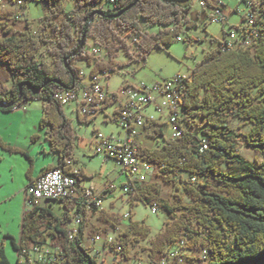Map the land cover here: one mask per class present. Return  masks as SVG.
<instances>
[{
    "label": "trees",
    "instance_id": "16d2710c",
    "mask_svg": "<svg viewBox=\"0 0 264 264\" xmlns=\"http://www.w3.org/2000/svg\"><path fill=\"white\" fill-rule=\"evenodd\" d=\"M7 1L13 4L16 0ZM34 1L45 7L39 31L29 21L16 29L13 13H0V111H11L24 101L41 100L39 128L58 154L57 165H47L42 172L56 166L68 172L65 165L72 157L74 133L64 105L54 96L60 90L84 85L76 61L85 59L91 66L89 75H93L114 70L113 57L119 50L132 60H145L153 48H164L177 39L183 26H196L201 12L195 18L187 15L196 0H74V9L68 12L64 0ZM260 1L257 24L264 17V0ZM202 9L209 17L206 8ZM141 21L161 28L149 33ZM82 37L79 52L72 55ZM88 38L106 51L107 60L85 51ZM131 40L138 49L137 57L131 51ZM189 76L180 103L186 114L182 135L166 140L161 147L138 144L140 153L157 166L156 174L172 183L175 192L163 197L156 183L147 182L128 197L131 204L136 200L156 203L169 220L148 238L150 228L144 223L130 221L121 226L119 213L101 210L103 226L93 225L90 232L121 226L118 241L124 257L129 243L148 238L143 248L152 261L183 241L180 264H264V162L257 157L251 161L240 153L246 146L264 155V36L250 48L221 52L217 46ZM77 116L80 122L92 120ZM234 120L236 128L231 124ZM150 127H144L147 136L163 135L158 124ZM0 147L14 150L1 140ZM221 164L239 170L221 171ZM30 172L31 167L27 177ZM75 175L78 181L84 177L81 171ZM27 200L30 209L22 219L23 240L60 245L63 254L59 264H98L91 248L83 245L82 235L68 238L64 222L70 217V206L66 205L60 217L54 214L51 203L39 205L31 197ZM11 240L18 255L27 249L23 240ZM0 264H12L2 247ZM14 264H21L19 256Z\"/></svg>",
    "mask_w": 264,
    "mask_h": 264
},
{
    "label": "rangeland",
    "instance_id": "374dc122",
    "mask_svg": "<svg viewBox=\"0 0 264 264\" xmlns=\"http://www.w3.org/2000/svg\"><path fill=\"white\" fill-rule=\"evenodd\" d=\"M4 6L0 9H7L9 6L11 13L16 10V7L9 3L7 0H2ZM228 10V22L223 27L222 24L214 23L209 17L202 13V7L196 0L191 8H189L187 15L195 18L196 13L201 12L194 27L188 28L183 26L179 34L180 39L173 40L164 48H153L146 56V59L132 60L122 50L116 52L113 57L115 62V69L112 71L98 72L101 78V83L105 89L110 93H119L125 83L136 84L144 81L151 83L154 81L164 80L173 77L176 74L189 73L199 63L208 51L214 50L219 40L223 38V32L226 31L230 25H236L240 21V14L232 10L238 6L242 13L246 11L244 4L236 5L235 0H224ZM65 11L74 9V0H64ZM9 9V8H8ZM207 10V9H206ZM1 11V10H0ZM7 11V10H2ZM1 11V12H2ZM208 11V10H207ZM231 11V12H230ZM45 14V7L41 2L34 0L24 1L23 19L14 21L12 24L16 29H22L25 23L29 21L36 31L40 30L39 24ZM12 17V14H11ZM61 17H58V19ZM145 30L149 33H156L161 26L146 24L141 21ZM132 42V40H131ZM131 51L135 57L138 56V49L134 42L131 43ZM85 51L94 53L99 59L107 60L108 56L106 51L95 45L91 38H88L85 45ZM76 65L80 68L83 75V81H88L91 66L87 64L85 59L76 61ZM9 86L11 81L6 82ZM32 105L40 102L41 100H29ZM73 104L64 105V112L66 117L70 120L74 133V151L78 157V162L82 164L84 172L87 174L88 179H83L85 183L92 181L95 186H100L108 181H114L116 187L110 191L111 195L104 197L102 206L107 210H112L114 214L119 213L122 216L125 212L130 213V217L123 219L121 226H125L130 221H138L144 223L150 228L148 238L154 237L165 226L166 221L169 220L168 215L158 209L156 213H151L150 204H146L140 200L134 201L133 204L127 201L128 195L124 194L121 187V182L126 179H116L117 171L115 163L111 160H103L102 157L94 153V144L92 143L94 133L100 131L104 134H118L121 131L118 123L112 119L115 115L116 104L107 105L100 114L94 119L85 123L79 122L76 113L72 108ZM16 114L7 112H0V125L5 124L9 120L14 121V126L6 131L3 135L12 138L17 137L18 142L23 146L32 145L30 127L27 124L19 126L17 122L21 121L22 111L20 108ZM147 112H152L158 118L156 124L162 129L163 135L157 137H149L146 135L145 128H137L139 139L142 144L149 147H161L171 135V128L167 123L166 110L160 118V113L154 106H147ZM36 112V116L38 117ZM35 116L32 112L30 115ZM111 119H110V118ZM28 119L30 120L29 116ZM33 120V119H32ZM201 122L200 118L196 119ZM232 126L236 128L238 122L232 121ZM152 128V126L150 127ZM244 127L243 130H246ZM43 133V132H42ZM240 153L247 159L254 161V157L264 162V155L253 151L251 148L242 146ZM41 158H37L36 169L38 170L46 161L43 160L42 153L39 154ZM29 166L28 159L21 154H0V247L4 249L7 259L12 263H16L18 259V251L12 245V238L17 243L23 239L21 237V224L24 214L30 209V203L27 200L24 189L26 188L27 178L26 170ZM221 171L232 172L237 171L239 168L233 166L229 168L227 164L219 166ZM178 179V178H177ZM176 182L180 185V182ZM140 184L143 185L147 182H154L161 196L171 197L175 192V186L170 182H164L156 172L150 176L145 172L139 174ZM48 201H41L39 204L44 205ZM110 202L114 203V207L110 206ZM52 209L58 211V202L51 201ZM148 238L129 243L127 245V257L123 254L117 253V260L120 264H157L158 257L153 261L150 259L147 250L144 246L148 245ZM24 243L27 241L23 240ZM28 244V243H27ZM31 248V244L27 249ZM30 256V253L28 254ZM113 253L110 252L109 256ZM37 255L31 253V258L35 260Z\"/></svg>",
    "mask_w": 264,
    "mask_h": 264
},
{
    "label": "built area",
    "instance_id": "2783aa9c",
    "mask_svg": "<svg viewBox=\"0 0 264 264\" xmlns=\"http://www.w3.org/2000/svg\"><path fill=\"white\" fill-rule=\"evenodd\" d=\"M197 1L201 7L208 10L212 22L222 24L223 27L227 24L228 10L224 0H209L208 3L205 0ZM235 1L236 5L244 4L246 11L242 13L238 6L232 10L240 14L241 18L238 24L230 25L223 32V38L218 44L221 52L253 47L256 41L264 36V17L262 23H256L257 9L261 1ZM13 5L16 10L13 11L12 18L22 20L24 1L16 0ZM178 39H180L179 36ZM81 74L84 75L82 72ZM189 79V73H183L151 83L141 81L132 84L128 82L122 86L119 93H110L101 83L100 76L93 74L89 75L84 85L60 90L54 97L62 105L74 104L77 115L87 119H94L104 111L107 105L116 104L115 115L112 119L118 123L121 131L118 134H104L96 131L93 138L94 150L95 153L116 161L120 173L126 176V180L121 183L122 191L130 196L135 193L137 185L140 184V172H145L150 176L157 171V166L147 160L138 148L141 142L137 128H144L146 125L153 126L158 119L154 113L147 112L146 107L154 106L160 113V118L166 110L167 123L171 128L169 139L180 137L186 115L180 103ZM70 164L71 161L67 160L65 167L68 172L58 166L41 172L26 186V197H31L37 204L41 201H58L65 206L64 211H66V205L70 206V217L64 222L68 238L74 239L82 235L83 245L91 248L90 254L95 256L98 264H113L117 261V253L122 251V246L118 241L122 227H110L93 233L86 232L84 218L88 212H98L103 209V198L116 185L111 182L99 193L82 188L75 175L79 170L71 169ZM158 209L156 203L150 204L151 213H156ZM128 217L130 213L125 212L121 216V221ZM182 245L183 241H180L170 246L166 254L159 258L157 264H180L183 260L182 253H184ZM110 252L113 253L112 256H109ZM31 253L37 255L35 260L31 258ZM62 254L60 245H53L46 241L41 244H31V248L23 250L19 258L21 264H59Z\"/></svg>",
    "mask_w": 264,
    "mask_h": 264
},
{
    "label": "crops",
    "instance_id": "0c3cea01",
    "mask_svg": "<svg viewBox=\"0 0 264 264\" xmlns=\"http://www.w3.org/2000/svg\"><path fill=\"white\" fill-rule=\"evenodd\" d=\"M4 4L5 3L1 2L0 3V8H2L4 6ZM1 5H2V7H1ZM0 10L2 11V10H11V9L8 6L7 9H5V7H4L3 9H0ZM1 11H0V13L3 12V11L2 12ZM42 106H43V102L42 101H41V103L40 102L35 103V105H32L29 101H26V102H22L17 108L12 109L11 111H7V113L16 114V113L19 112V111H17L18 109H20V108L23 109L22 116H21V121H19L17 123L19 124V126H24L25 124L28 123V125L30 127V133H31V137L30 138H31L32 143H33L32 145L23 146L22 144H20L18 142V138L17 137L13 140L12 138H8V136H4L3 135L6 131H8L10 128H12V126H14V121L9 120L5 124H1L0 125V140L5 145H7V146H9V147L14 149L13 151H10V150H7L5 148L0 147V154H2V155L5 154V153L21 154V155L25 156L28 159V161H29L28 168L31 167V172H30V175H29L30 177H27V174H26V178H27L26 186L30 182H32L34 179H36L39 176V174L42 172V170L47 165L55 166L58 163V154H57V152L51 150L50 142H49V140L47 138V134L45 133V131L43 129L39 128V121H40L41 116H42ZM72 108L74 109V111L76 113V116H77L75 105ZM0 112H3V111H0ZM32 112L35 113V116L31 117L30 115L32 114ZM36 112L39 113L38 117L36 116ZM28 116H29L30 120L28 119ZM33 135H35L34 138H33ZM140 142H141V144L143 143L142 140H140ZM92 143H93V140H92ZM74 145H75V143H74ZM40 153L43 154V156H44L43 160L46 161V164H44V166H42L41 168H39L37 170L36 169V161H37L36 157L41 158V156H39ZM94 153H95V151H94ZM98 155H100V154H98ZM100 156L105 161L111 160V161H113L115 163V168H116V171H117L116 179H118V180H120L121 178L126 179V176L122 175L120 173L119 166L117 165V163H116V161L114 159L106 158L103 155H100ZM68 160L71 161V164L69 165L71 169H77V170L81 171L83 173V175H84V177L81 178V180L78 181L80 187L90 189L94 193H99L109 183H111V182L114 183V181H108L106 183H103L100 186H95L92 181H89L88 183H85L83 179H88V176L84 172V168H83L82 164H80L78 162V157L75 154L74 146H73V151H72V157L69 158ZM28 168H27V170H28ZM27 170H26V172H27ZM122 182H124V181H122ZM140 185L141 184H138L137 187L140 186ZM110 191L107 192L105 197H108L109 195L112 194V192L110 193ZM24 192H25V189H24ZM103 200H104V198H103ZM127 201L129 202V199H127ZM56 202H58V201H56ZM49 203H51V201H48L44 205H47ZM109 204H110L111 207H114V203L113 202H110ZM64 209H65V206L62 203L58 202V211H55L54 208H53V212L57 216L62 217L63 213H64ZM102 210H104V211H106L108 213H113L112 210H107L105 207H103ZM100 212L101 211H98V212L94 211V212L86 213L85 218H84V226H85L86 232H90V230L93 227V225L98 226V227H102L103 226V223L99 219ZM26 246H29V243L26 244Z\"/></svg>",
    "mask_w": 264,
    "mask_h": 264
},
{
    "label": "water",
    "instance_id": "95a60500",
    "mask_svg": "<svg viewBox=\"0 0 264 264\" xmlns=\"http://www.w3.org/2000/svg\"><path fill=\"white\" fill-rule=\"evenodd\" d=\"M82 42H83V37L80 39L79 44H78L77 48L75 49V51H73L72 55H75L79 52V50L82 46ZM70 88H73V86H71Z\"/></svg>",
    "mask_w": 264,
    "mask_h": 264
}]
</instances>
